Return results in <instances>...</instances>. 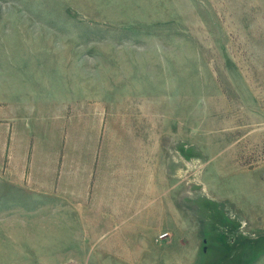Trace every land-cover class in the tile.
<instances>
[{
  "label": "rangeland",
  "instance_id": "rangeland-1",
  "mask_svg": "<svg viewBox=\"0 0 264 264\" xmlns=\"http://www.w3.org/2000/svg\"><path fill=\"white\" fill-rule=\"evenodd\" d=\"M7 115L0 264H264V0H0Z\"/></svg>",
  "mask_w": 264,
  "mask_h": 264
},
{
  "label": "crops",
  "instance_id": "crops-1",
  "mask_svg": "<svg viewBox=\"0 0 264 264\" xmlns=\"http://www.w3.org/2000/svg\"><path fill=\"white\" fill-rule=\"evenodd\" d=\"M33 118L26 117L21 121L20 118L12 116H0V180L6 182V184L15 187L25 188L27 192L30 190L34 191L36 184L39 186L40 183H37L36 178V169H39V166L43 164L42 168H45V163H50L51 161L47 160L50 157H44L45 152L38 149L37 146L40 144L36 143L35 134L32 133ZM32 121V122H30ZM65 143V142H64ZM62 142V148L57 146L55 151V156H53V164L55 167V172L52 176L58 175L60 173V163L61 158H64L66 145ZM65 148V150H64ZM63 149V152L61 150ZM41 153L42 156L39 155ZM50 161V162H49ZM51 164V163H50ZM48 167H46L47 169ZM51 168V166H50ZM8 172V173H7ZM49 172V171H48ZM11 174V175H10ZM49 176V174H47ZM59 177V176H58ZM44 178H41L43 180ZM58 178L48 177L45 179L48 185H51L53 188H58ZM23 191V190H22ZM53 194H59L57 192H50ZM34 194V193H33ZM48 194V193H47ZM83 221V220H82ZM114 220H98L94 222L93 226H106L113 223ZM80 225H85L84 223ZM131 230H122L119 233V236H123ZM127 236H123L125 240ZM130 237V236H129ZM126 242V241H124Z\"/></svg>",
  "mask_w": 264,
  "mask_h": 264
}]
</instances>
